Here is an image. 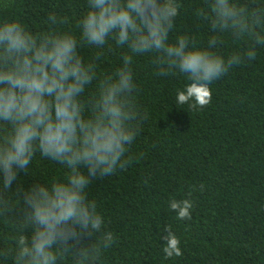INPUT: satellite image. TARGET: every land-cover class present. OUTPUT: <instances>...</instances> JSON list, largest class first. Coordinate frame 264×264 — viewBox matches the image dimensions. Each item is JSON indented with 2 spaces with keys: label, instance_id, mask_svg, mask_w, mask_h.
I'll return each mask as SVG.
<instances>
[{
  "label": "trees",
  "instance_id": "16d2710c",
  "mask_svg": "<svg viewBox=\"0 0 264 264\" xmlns=\"http://www.w3.org/2000/svg\"><path fill=\"white\" fill-rule=\"evenodd\" d=\"M165 0H157L163 6ZM179 13L168 27L167 43L183 36L233 63L226 75L210 85L212 98L203 107L178 105L179 74L161 77L163 50L133 56L129 65L135 88L122 94L144 116L128 155L131 163L117 173L89 176L85 200L101 213L99 231L72 222L54 241L63 253L56 264H161L159 245L167 225L181 237L184 256L178 264H261L264 257V0H174ZM224 3L230 16L211 6ZM88 0L0 1V15L18 19L33 35L72 32L87 10ZM54 18L55 22L52 23ZM235 20V25L232 21ZM244 25L246 27H241ZM243 32V34H241ZM77 35L79 33L77 32ZM252 36V39H249ZM252 48L255 59L247 57ZM80 56L95 69L81 101L89 115L103 82L114 81L128 45L80 46ZM80 171L88 175L83 165ZM66 165L36 154L34 162L5 188L0 178V264L18 256L13 229L31 241L35 226L26 203L34 187H50ZM203 185V189H201ZM187 196L193 201L191 220L176 221L167 201ZM91 211V209H90ZM112 235V240L107 235ZM18 239V237H17ZM86 254V255H85ZM165 264H173L167 261Z\"/></svg>",
  "mask_w": 264,
  "mask_h": 264
},
{
  "label": "clouds",
  "instance_id": "9594fccd",
  "mask_svg": "<svg viewBox=\"0 0 264 264\" xmlns=\"http://www.w3.org/2000/svg\"><path fill=\"white\" fill-rule=\"evenodd\" d=\"M211 8L221 14L217 24L228 20L231 10L226 4ZM179 9L174 0H165L162 7L157 0H88L75 30L50 28L37 35L26 30L18 19L0 15L3 186H11L37 153L68 168L63 182L57 177L49 182L50 187L38 186L28 192L26 203L32 209L30 220L35 230L29 242L13 229L15 248L11 243L9 248L18 254L13 257L15 264H56L58 256H63L54 245L57 237L65 235L62 225L78 222L96 231L102 227L101 213L85 200L84 193L89 176L97 172L111 175L131 163L129 148L135 144L144 119L139 109L122 99V94L135 88L129 68L134 55L162 49L161 62L165 66L160 70L161 77L179 74L184 83L176 90V103L192 108L208 104L211 83L226 75L233 63H239L235 56L225 60L207 49L191 46L183 36L168 44V27ZM109 39L118 47L128 45L131 54L123 58L124 67L117 70L114 81H102L100 94L93 97L91 112L85 116L81 97L95 69L82 60L79 49L81 45L99 49ZM255 42L264 47V36L255 34ZM246 55L256 58L251 47ZM81 165L88 175L79 170ZM193 207L187 196H172L167 201V209L181 223L191 220ZM163 231L167 234L159 245L161 264H178L184 256L181 237L170 224ZM107 239L111 241L112 235L108 234Z\"/></svg>",
  "mask_w": 264,
  "mask_h": 264
},
{
  "label": "rangeland",
  "instance_id": "374dc122",
  "mask_svg": "<svg viewBox=\"0 0 264 264\" xmlns=\"http://www.w3.org/2000/svg\"><path fill=\"white\" fill-rule=\"evenodd\" d=\"M0 1H1V2L3 1V2H4V1H7V0H0Z\"/></svg>",
  "mask_w": 264,
  "mask_h": 264
}]
</instances>
